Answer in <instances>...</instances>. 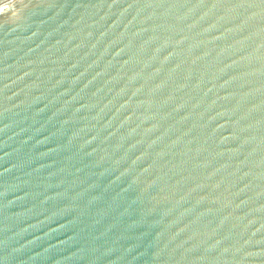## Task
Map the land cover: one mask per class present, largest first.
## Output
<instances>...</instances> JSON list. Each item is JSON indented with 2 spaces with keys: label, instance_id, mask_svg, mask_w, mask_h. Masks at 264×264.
Here are the masks:
<instances>
[{
  "label": "water",
  "instance_id": "obj_1",
  "mask_svg": "<svg viewBox=\"0 0 264 264\" xmlns=\"http://www.w3.org/2000/svg\"><path fill=\"white\" fill-rule=\"evenodd\" d=\"M0 264H264V0H0Z\"/></svg>",
  "mask_w": 264,
  "mask_h": 264
}]
</instances>
